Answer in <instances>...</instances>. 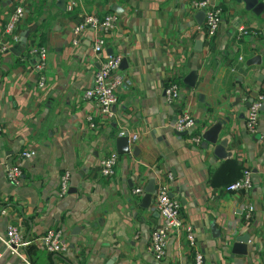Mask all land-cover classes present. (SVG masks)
<instances>
[{
  "label": "crops",
  "instance_id": "0c3cea01",
  "mask_svg": "<svg viewBox=\"0 0 264 264\" xmlns=\"http://www.w3.org/2000/svg\"><path fill=\"white\" fill-rule=\"evenodd\" d=\"M58 1L0 0V43L8 46L0 56V236L14 225L31 241L20 255L0 241V264H194V251L203 264H264V111L254 134L245 128L251 92L264 99V6L255 13L243 1L213 0L221 21L207 35L192 0ZM17 5L25 15L14 38L4 25ZM85 13L117 17L102 33L105 52L123 56L120 73L130 82L117 91L107 120L84 97L99 65L91 50L96 33L87 28L80 43H72V26ZM31 46L47 52L42 88ZM255 55L260 64L247 66ZM191 70L198 73L194 87L183 81ZM170 81L180 89L172 104L163 92ZM184 110L196 123L190 135L174 129ZM220 120L224 157L202 138ZM121 132L136 135L125 154L115 149ZM195 134L198 143L191 140ZM25 149L36 154L21 160V178L13 184L6 170ZM112 152L118 154L114 173L104 177L100 161ZM246 168L252 187L227 191ZM64 172L69 189L59 196ZM151 179L154 190L162 182L179 200L183 223L169 234L160 259L150 250L160 222L154 194L148 207L141 206ZM51 228L63 231L66 251L50 254L41 245ZM245 234L247 252L240 254L233 244Z\"/></svg>",
  "mask_w": 264,
  "mask_h": 264
},
{
  "label": "built area",
  "instance_id": "2783aa9c",
  "mask_svg": "<svg viewBox=\"0 0 264 264\" xmlns=\"http://www.w3.org/2000/svg\"><path fill=\"white\" fill-rule=\"evenodd\" d=\"M191 5L195 9L204 11V29L207 35L215 34L221 21V8L213 2V0H192ZM25 15V9L22 5H17L8 15L4 32L13 34L17 24ZM117 17L114 13H107L103 17H98L94 13H85L72 26V43L77 45L80 43L82 32L87 29L95 31V38L92 42L91 50L98 62L93 76L92 84L84 92V97L87 100H92L94 103V114L101 119H108L112 116V107L117 101V91L123 85L129 84L128 78L120 73V64L123 56L119 53L107 54L105 52V36L102 33H107L110 30ZM264 30V27H263ZM240 33H245L246 30L240 28ZM99 33V34H98ZM8 49L5 43H0V56ZM29 53L36 56L34 69L38 73L37 86L39 88L45 85L44 71L46 69V49L43 47L31 46ZM165 101L168 104L174 103L179 95V85L175 82H168L163 89ZM263 101L262 95H257L253 98L248 106L245 118V128L248 133L254 134L257 129L260 107ZM93 114V115H94ZM88 126L95 127L93 116L87 118ZM195 119L188 111H180L175 122L174 129L177 132H186L191 134L195 128ZM121 132L119 135H122ZM200 135H191V140L195 143L200 141ZM136 135L129 136V141L133 142ZM35 150H22L17 158L16 163L10 165L6 170L8 180L13 184H18L22 175L21 160L34 157ZM118 160L116 152L110 153L100 161V174L104 177H110L114 173V168ZM253 185L252 174L250 169L246 168L242 171L240 177L230 183L227 191L237 192L249 190ZM69 189V173L64 172L60 178L59 196H63ZM134 193H143L142 189H134ZM153 208L159 213L160 222L152 230L150 234V250L156 259L163 257L168 236L173 231H178L183 228V223L180 218V202L178 199L170 195L166 184L160 182L154 190ZM251 210V208H250ZM186 240L190 246H194V237L189 226H185ZM0 241L9 249L12 254L20 255V249L28 246L31 241L24 239L16 226L9 225L6 228L5 234L0 236ZM43 248L50 254H58L66 251L67 242L65 235L60 228H51L47 230L39 239ZM194 264H203L202 256L198 251H194Z\"/></svg>",
  "mask_w": 264,
  "mask_h": 264
},
{
  "label": "water",
  "instance_id": "95a60500",
  "mask_svg": "<svg viewBox=\"0 0 264 264\" xmlns=\"http://www.w3.org/2000/svg\"><path fill=\"white\" fill-rule=\"evenodd\" d=\"M62 0H59L58 2L60 3ZM237 1H243L245 4L246 9H251L255 13H259L263 6H264V1L262 0H237ZM200 16L204 17V11L202 9H199L198 12ZM23 39L22 41H24ZM252 64H260V55H255L252 58H250L248 61H246V65H252ZM198 73L196 70H191L189 71L185 77H184V83L189 86V87H194L196 83ZM257 91H253L250 94V97L247 101V106L250 105L252 102L253 98L257 96ZM261 111H264V99L262 101ZM223 127V121H217L215 122L212 126L207 128L203 133H202V138L204 141L207 143H210L214 145V151L215 154L218 155V157H224L226 155V152H224V146L227 143V140L224 138L222 140H219V135L222 131ZM177 134H186V132H177ZM115 149L118 154H125L128 153L130 150V144H129V134L128 132H123L122 135H118L115 138ZM134 151H136V148H134ZM154 185L155 182L153 179L149 180V182L146 184L144 187V193L141 199V203L144 208L148 207L151 201L152 194L154 192ZM248 235H242L238 236L235 239V242L233 244L234 251L239 252L240 254H245L247 252L246 250V243L248 242Z\"/></svg>",
  "mask_w": 264,
  "mask_h": 264
}]
</instances>
